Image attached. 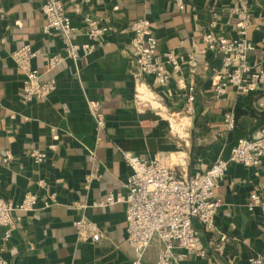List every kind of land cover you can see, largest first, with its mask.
<instances>
[{
    "label": "crops",
    "instance_id": "obj_1",
    "mask_svg": "<svg viewBox=\"0 0 264 264\" xmlns=\"http://www.w3.org/2000/svg\"><path fill=\"white\" fill-rule=\"evenodd\" d=\"M63 1L75 25L81 26L82 15L89 14L107 31L91 55L76 62L66 58L47 69L48 56L63 54V39L55 32L42 33L41 0H0V198L16 204L28 192L37 194L32 212L14 214L16 228L8 237L6 227L0 226V257L12 264H131L126 205H98L110 193H126L124 183L131 171L122 152L157 159L177 176L201 174L218 158L228 159L237 139L251 138L264 126V86L248 94L231 88L220 97L213 94L222 67L216 52H201V38L206 30L226 40L238 37L236 19L229 15L236 0H183L180 11L174 0H91L79 15L71 0ZM249 13L246 38L254 50L248 64L264 72V0H249ZM138 17L149 20L157 55L172 51L196 60L194 72L182 65L165 87H154L156 97L173 113L183 111L185 86L195 88L194 113L185 116L188 121L177 135L154 111L138 110L134 101L138 69L129 28ZM85 41L86 36L77 38ZM24 44L38 51L32 66L41 81H56V89L46 98L28 104L20 101L24 76L10 55ZM145 81L151 84V76ZM88 101L99 103L104 115L105 125L98 134ZM226 111L235 116L231 131L223 127ZM32 150L45 152V160L34 163ZM90 151L95 154L93 162ZM6 153L11 156L8 162ZM93 167L99 178L88 182ZM252 192L264 196V158L256 167L229 164L214 190L220 201L214 230L204 229L196 219L192 223L205 255L189 254L183 264L264 260V219L259 207L247 209ZM81 216L98 226L103 233L100 241L76 239L73 221ZM160 246L153 241L146 250L147 264L156 262Z\"/></svg>",
    "mask_w": 264,
    "mask_h": 264
},
{
    "label": "built area",
    "instance_id": "obj_2",
    "mask_svg": "<svg viewBox=\"0 0 264 264\" xmlns=\"http://www.w3.org/2000/svg\"><path fill=\"white\" fill-rule=\"evenodd\" d=\"M75 14L82 12L83 8L91 4V0H71ZM178 11L184 9L183 0H174ZM41 14L45 23L42 33H57L63 39V54L56 53L46 58L47 69H53L69 58L76 62L82 55H91L96 45L101 43L107 26L89 14H83L82 25L77 26L68 14L63 0H41ZM213 18L217 16L214 12ZM230 17L236 19L238 37L226 40L212 30H206L202 35L203 49L201 52H216L222 67L214 85V97L222 96L228 88L239 94H248L264 86V72L253 70L248 64L249 53L254 50L253 43L246 38L247 30L251 25L249 13V0H236L229 11ZM0 17L2 10L0 8ZM214 21L210 24L212 27ZM133 34L131 38L132 60L138 69L135 78L134 101L141 112L150 109L167 122L170 132L175 131L172 121L183 120L185 116L194 113L195 88L185 86L186 98L181 113L169 112L162 101L156 97L154 87H165L171 78L172 72H180L181 66L186 65L191 72L195 71L196 60L193 55L187 58L177 57L172 51L157 55L156 37L152 33L147 18L138 17L130 25ZM79 35L86 36L87 41L77 42ZM264 43V36L262 38ZM38 51L30 44H24L14 49L10 55L15 69L24 76L20 101L28 104L31 101L46 98L56 89V81L48 79L41 81L39 72L32 66V60ZM151 76V84H147L145 77ZM147 92L146 100L140 95ZM150 94H149V93ZM150 100L157 101L162 107H153ZM88 112L94 121L98 134L104 127L105 120L100 104L88 101ZM223 127L226 131L234 129L235 116L231 111L222 115ZM97 140H99L97 138ZM90 161H94L95 154L89 152ZM123 160L131 171L124 187V195L110 193L98 205H114L122 202L125 207V237L132 249L134 259L131 264H147L144 261L145 252L153 241L161 246L157 251L154 264H183L186 256L197 254L203 257L204 249L200 238L193 228L196 219L204 229L214 230L215 215L219 209L220 201L214 196L218 182L226 175L229 164H240L244 167H256L264 158V126L251 138H239L231 148L228 159L218 158L207 171L196 175L177 176L168 165L154 158H146L136 153L122 152ZM4 161L8 162L11 156L6 153ZM31 160L42 163L46 154L43 151L32 150L29 154ZM99 178L95 167L90 170L87 181ZM43 186L44 182L39 181ZM247 209L252 211L259 207L260 216L264 219V196L252 192L248 195ZM37 194L28 192L16 204L0 198V226L6 227L4 236L16 228L14 214L18 212H32L35 209ZM75 235L78 241L90 239L98 242L103 233L98 226L81 216L73 221ZM0 264H12L0 257ZM248 264H264L260 257L249 259Z\"/></svg>",
    "mask_w": 264,
    "mask_h": 264
},
{
    "label": "bare ground",
    "instance_id": "obj_3",
    "mask_svg": "<svg viewBox=\"0 0 264 264\" xmlns=\"http://www.w3.org/2000/svg\"><path fill=\"white\" fill-rule=\"evenodd\" d=\"M140 90L144 93V95H140V96H143V100H146L147 98V92L144 91L143 87L140 88ZM149 93V92H148ZM150 94V93H149ZM152 106L155 108V107H161V105L159 104V102L157 101H152L150 100ZM188 121V118H183V120H180V121H172L173 124H174V127H175V131H181L185 125V123ZM179 134V133H178ZM180 135V134H179ZM183 135V134H182ZM180 154V153H179ZM181 155H184V154H181ZM177 163V162H176ZM183 163V162H182Z\"/></svg>",
    "mask_w": 264,
    "mask_h": 264
},
{
    "label": "rangeland",
    "instance_id": "obj_4",
    "mask_svg": "<svg viewBox=\"0 0 264 264\" xmlns=\"http://www.w3.org/2000/svg\"><path fill=\"white\" fill-rule=\"evenodd\" d=\"M178 121H180V120H178Z\"/></svg>",
    "mask_w": 264,
    "mask_h": 264
}]
</instances>
